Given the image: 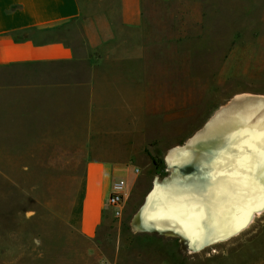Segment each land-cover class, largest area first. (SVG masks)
Returning <instances> with one entry per match:
<instances>
[{"label":"crops","instance_id":"1","mask_svg":"<svg viewBox=\"0 0 264 264\" xmlns=\"http://www.w3.org/2000/svg\"><path fill=\"white\" fill-rule=\"evenodd\" d=\"M216 1L227 18L210 13ZM227 1L225 7L223 0H181L184 13L173 16L163 0H0V169L65 167L55 164L59 155L70 163L79 153L85 177L77 233L96 237L113 211L106 204L110 187L125 178L123 214L136 221L134 204L155 157L149 153L157 131L171 134L173 105L181 110L188 74L195 73L196 88L203 89L198 69L217 72V25L227 26L230 78L242 80L247 57L260 55L251 51L252 24L243 11L249 1ZM192 3L195 16L187 12ZM255 41L264 45L261 37ZM256 70L259 79L264 70ZM243 93L264 95L235 93L187 142ZM172 150L163 155L167 166ZM9 197L0 194V217ZM5 223L0 219V229ZM15 233L0 234V264H35L12 259Z\"/></svg>","mask_w":264,"mask_h":264},{"label":"rangeland","instance_id":"2","mask_svg":"<svg viewBox=\"0 0 264 264\" xmlns=\"http://www.w3.org/2000/svg\"><path fill=\"white\" fill-rule=\"evenodd\" d=\"M163 1L165 4L169 2L173 16L184 13L186 4L181 5V0ZM247 1V8L243 11L252 24L250 35L253 41L250 42L254 47L251 51L259 52L260 55L247 57L250 72L242 80L230 78L232 74H229L226 67L227 26L217 25L221 35L219 56L216 58L217 72L211 74L204 66L198 69L203 71L204 78L200 83L203 89L196 88V74H188L187 94L182 97L186 107L183 108L182 104L181 111L179 106L173 105L171 134L166 131L163 135L157 131L149 153L155 157L151 156V166L141 175L144 180L133 211H140L145 206L147 195L152 192L156 179L162 185L171 184L177 179L163 160L168 147L184 146L213 109L224 104L235 93L248 89L264 94V72L260 74L262 77L258 76L259 79L255 72L252 73V70L257 71L256 68L264 70V66H255L264 61V45H260L259 49L255 41L258 37L264 39V34L259 35L253 31L264 29V0ZM222 3L226 7L228 1L223 0ZM219 5L218 1L210 4V13L227 18V8H220ZM189 6L191 8L187 12L195 16V4ZM190 46L194 49L195 43ZM174 99L179 101V94L173 96ZM197 116L200 119L197 120ZM181 132L185 134L179 135ZM55 164L65 167L0 169V194L10 196L8 201L2 202L7 212L0 217L6 221L0 234L4 238L5 231L7 234L17 232L12 240L15 246L12 259L35 264H264V212L256 214L251 225L244 231L199 251L192 248L189 238L171 223H153L148 228L140 229L138 220L135 221L132 214L116 218L113 211L96 237L90 241L85 240L76 231L85 177L81 154L76 153L75 161L70 163L59 155ZM202 168L207 169L201 163H198L197 168L195 157H190L178 167L181 176L190 177L188 181L195 182L191 183L194 187L208 176L207 171H200ZM125 180L129 183V179ZM188 186L190 184L175 186L178 190L174 196H184L183 191ZM21 217H26L27 221H21ZM3 251L0 249V259H3Z\"/></svg>","mask_w":264,"mask_h":264},{"label":"bare ground","instance_id":"3","mask_svg":"<svg viewBox=\"0 0 264 264\" xmlns=\"http://www.w3.org/2000/svg\"><path fill=\"white\" fill-rule=\"evenodd\" d=\"M229 101L198 136L173 148L167 163L177 179L168 185L156 179L136 217L140 229L171 223L199 251L244 231L264 212V95ZM190 157L208 173L195 187L178 169ZM184 184L185 195L175 197V186Z\"/></svg>","mask_w":264,"mask_h":264},{"label":"built area","instance_id":"4","mask_svg":"<svg viewBox=\"0 0 264 264\" xmlns=\"http://www.w3.org/2000/svg\"><path fill=\"white\" fill-rule=\"evenodd\" d=\"M139 170L136 169V173ZM127 182L124 180L114 181L110 187V192L106 200L108 207L112 208L113 214L116 218H120L123 215V206L126 199Z\"/></svg>","mask_w":264,"mask_h":264},{"label":"trees","instance_id":"5","mask_svg":"<svg viewBox=\"0 0 264 264\" xmlns=\"http://www.w3.org/2000/svg\"><path fill=\"white\" fill-rule=\"evenodd\" d=\"M153 162L155 163V161L153 160Z\"/></svg>","mask_w":264,"mask_h":264}]
</instances>
